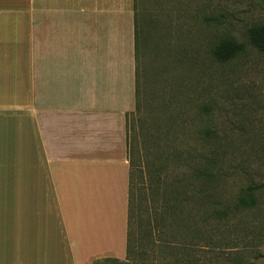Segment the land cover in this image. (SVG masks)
Returning a JSON list of instances; mask_svg holds the SVG:
<instances>
[{
  "label": "crops",
  "instance_id": "1",
  "mask_svg": "<svg viewBox=\"0 0 264 264\" xmlns=\"http://www.w3.org/2000/svg\"><path fill=\"white\" fill-rule=\"evenodd\" d=\"M138 0H0V264L125 259Z\"/></svg>",
  "mask_w": 264,
  "mask_h": 264
},
{
  "label": "rangeland",
  "instance_id": "2",
  "mask_svg": "<svg viewBox=\"0 0 264 264\" xmlns=\"http://www.w3.org/2000/svg\"><path fill=\"white\" fill-rule=\"evenodd\" d=\"M137 4L141 104L138 108L136 102L127 119L137 198L135 239L140 240L141 194L149 193L150 183L157 180L153 172L160 162L153 159L157 145L148 138L155 127L169 133L162 144L184 154L181 169H172V175L189 176L194 158L196 165L201 160L209 166L216 178L212 193L225 202L235 204L249 187L259 197L253 208L234 207L226 219L199 230L179 226L171 229L173 236L169 229L167 241L172 247H164L163 254L159 251L157 263L146 264H264V52L248 44L226 62H218L212 53L225 37L248 42L249 27L264 21V0H138ZM194 199L193 212L200 207L211 213L207 210L213 206ZM139 253L135 250L136 256ZM125 261L104 264H128Z\"/></svg>",
  "mask_w": 264,
  "mask_h": 264
},
{
  "label": "trees",
  "instance_id": "3",
  "mask_svg": "<svg viewBox=\"0 0 264 264\" xmlns=\"http://www.w3.org/2000/svg\"><path fill=\"white\" fill-rule=\"evenodd\" d=\"M247 39V43L233 37H225L217 41L212 49L214 58L218 62L232 60L241 52L245 51L248 44L258 51L264 52V21L255 23L249 27ZM136 102L138 108H140L141 100L139 98L138 71ZM166 134L169 133L165 131L162 132L159 127H155L148 137L149 140H151V144L157 145L155 147L156 149H153V159L155 158L156 160H154L156 162H160H158L159 165L153 169L157 180H154V183H150L149 193L148 191L145 192L146 190L143 188L144 191L141 194L142 199L138 207V222L141 227L139 241L135 239L132 232L134 218L137 216V198L132 188V159H129L131 164L129 229L127 257L125 261L128 264H139V262L141 264H146L148 261L151 262V260L157 263L158 256L164 253V247H172L171 242L167 241V239H169V237H167L169 229L172 234H174V232L171 229H176L179 226L187 229L193 228V230L197 227V230H199L201 225H209L213 224L214 221H219V219H226L234 207L244 209L253 208L257 205L259 199L256 189L254 187H249L241 191L235 204L225 202L218 194L212 193V191L216 190L214 183L216 182V178L209 171V166L204 165L201 160L199 164L196 165V161L193 160L194 158L190 163L191 174L189 176H181V174H177V172L172 175V169L175 171L181 169L180 167L182 166L184 154L177 149L175 150V148L169 150V143H167V145L161 143ZM166 142H168V140ZM128 148L130 150L129 135ZM172 162L175 163L173 168ZM161 188H164V190L161 191ZM191 189H193L195 193L191 192ZM194 198L204 202L203 205L206 207L213 206V209H206L211 213L200 211V207L196 210L199 212H193ZM149 207L150 209H148ZM173 236H175V234ZM198 238L201 241L205 240V237L203 239V237H199V235ZM137 249H139L140 252L139 256L135 255V250ZM160 250L163 251L162 254H159ZM108 260L122 262V259L118 258H103L95 261L94 264H104Z\"/></svg>",
  "mask_w": 264,
  "mask_h": 264
}]
</instances>
